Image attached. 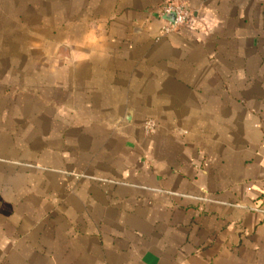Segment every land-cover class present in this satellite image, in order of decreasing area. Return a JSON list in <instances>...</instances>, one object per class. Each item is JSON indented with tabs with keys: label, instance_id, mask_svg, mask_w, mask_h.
Instances as JSON below:
<instances>
[{
	"label": "crops",
	"instance_id": "crops-1",
	"mask_svg": "<svg viewBox=\"0 0 264 264\" xmlns=\"http://www.w3.org/2000/svg\"><path fill=\"white\" fill-rule=\"evenodd\" d=\"M261 207L264 0H0V264H264Z\"/></svg>",
	"mask_w": 264,
	"mask_h": 264
},
{
	"label": "built area",
	"instance_id": "built-area-1",
	"mask_svg": "<svg viewBox=\"0 0 264 264\" xmlns=\"http://www.w3.org/2000/svg\"><path fill=\"white\" fill-rule=\"evenodd\" d=\"M159 15L169 18L162 29L163 35H169L178 33L183 29L193 19L194 11L189 6L181 3L166 2L160 7ZM145 130L148 135L155 134L157 131L156 122L148 121ZM250 210L264 214V207L252 208Z\"/></svg>",
	"mask_w": 264,
	"mask_h": 264
}]
</instances>
